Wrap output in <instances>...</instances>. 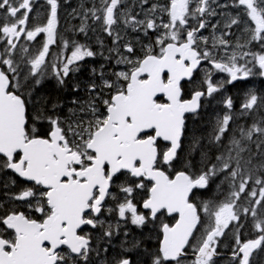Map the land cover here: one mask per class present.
<instances>
[{"label": "snow or ice", "instance_id": "1", "mask_svg": "<svg viewBox=\"0 0 264 264\" xmlns=\"http://www.w3.org/2000/svg\"><path fill=\"white\" fill-rule=\"evenodd\" d=\"M66 3L0 0V264H264V0Z\"/></svg>", "mask_w": 264, "mask_h": 264}, {"label": "flooded vegetation", "instance_id": "2", "mask_svg": "<svg viewBox=\"0 0 264 264\" xmlns=\"http://www.w3.org/2000/svg\"><path fill=\"white\" fill-rule=\"evenodd\" d=\"M73 1L67 0V3L62 7L61 9V28H72L75 25H78L80 23L79 19H73L72 18V10L73 9H77V15H79L80 12V5L83 4L85 8H90L92 5V0H76V3H72ZM39 4L43 3V0H38ZM99 3V0H97V5ZM147 7V6H145ZM137 11H139V9H136ZM42 11V10H41ZM89 23H91V21H89ZM67 35H71V33H66ZM205 35H208V31H205L204 33ZM89 37H91V39L86 40L85 37L83 35H78L76 37V39L80 42V43H88L90 44L94 49H96L97 51H99V46L97 44V37H99L100 39H104L105 40V46L106 47H110L111 46V40L110 38H106L105 34L102 33L101 31H99V29H97V31L95 33L93 32H89ZM55 47V46H53ZM104 63V61H102V59H100L99 57L96 60L95 66L99 67L100 64ZM46 83L48 84L49 91H53L55 89V81L54 80H48L46 81ZM240 83H243L242 81L237 82V85H240ZM233 89L230 87L228 90V93H230ZM64 95H67V93H65ZM0 196H2V193H0Z\"/></svg>", "mask_w": 264, "mask_h": 264}, {"label": "trees", "instance_id": "3", "mask_svg": "<svg viewBox=\"0 0 264 264\" xmlns=\"http://www.w3.org/2000/svg\"><path fill=\"white\" fill-rule=\"evenodd\" d=\"M250 82V81H249ZM253 83V86H256L255 87V89L259 92V91H264V81L263 80H259V79H257V78H254V81L252 82ZM239 86V85H238ZM241 86V85H240ZM248 88H246V90H247ZM243 93V92H242ZM242 93H241V95H242ZM241 95L238 97L237 96V103L239 102V99H240V97H241ZM244 119H246V118H244ZM241 122H243V121H241ZM199 127L200 128H205V124H200L199 125ZM207 127H209V126H207Z\"/></svg>", "mask_w": 264, "mask_h": 264}, {"label": "rangeland", "instance_id": "4", "mask_svg": "<svg viewBox=\"0 0 264 264\" xmlns=\"http://www.w3.org/2000/svg\"><path fill=\"white\" fill-rule=\"evenodd\" d=\"M75 3H76V0H75ZM233 11H235V10H233Z\"/></svg>", "mask_w": 264, "mask_h": 264}]
</instances>
